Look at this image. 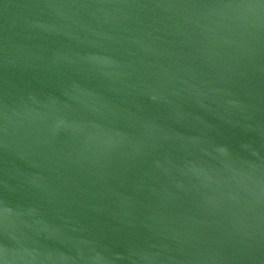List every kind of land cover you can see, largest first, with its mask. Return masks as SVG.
<instances>
[{
    "label": "water",
    "instance_id": "obj_1",
    "mask_svg": "<svg viewBox=\"0 0 264 264\" xmlns=\"http://www.w3.org/2000/svg\"><path fill=\"white\" fill-rule=\"evenodd\" d=\"M0 264H264V0H0Z\"/></svg>",
    "mask_w": 264,
    "mask_h": 264
}]
</instances>
